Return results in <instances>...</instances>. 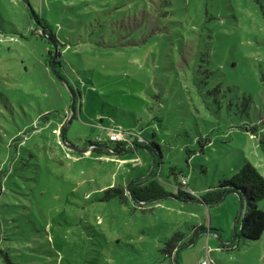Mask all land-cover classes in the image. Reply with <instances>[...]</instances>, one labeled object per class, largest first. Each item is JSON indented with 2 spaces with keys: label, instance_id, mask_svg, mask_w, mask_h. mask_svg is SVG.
I'll list each match as a JSON object with an SVG mask.
<instances>
[{
  "label": "rangeland",
  "instance_id": "rangeland-1",
  "mask_svg": "<svg viewBox=\"0 0 264 264\" xmlns=\"http://www.w3.org/2000/svg\"><path fill=\"white\" fill-rule=\"evenodd\" d=\"M100 123L161 154L88 144ZM153 159L169 195L103 199ZM246 159L264 175V0H0V264H264V231L231 242L236 194L173 195V170L199 194Z\"/></svg>",
  "mask_w": 264,
  "mask_h": 264
},
{
  "label": "trees",
  "instance_id": "trees-1",
  "mask_svg": "<svg viewBox=\"0 0 264 264\" xmlns=\"http://www.w3.org/2000/svg\"><path fill=\"white\" fill-rule=\"evenodd\" d=\"M34 18L37 21L38 24H41V19L38 17L36 13H34ZM152 36L159 38L164 37L165 33L164 31L158 30L153 31ZM47 35L50 37L53 42L57 45V41L53 38L51 33H46L44 27L41 28L40 35ZM158 34V35H157ZM156 42L155 39L152 40V42L144 45V47H147L145 50L142 47L141 49L144 50V54L147 57L148 54L153 51L154 45L153 43ZM138 50V49H137ZM140 50L139 52H141ZM147 51V52H146ZM52 50L49 49L47 52V60L48 62H51L52 58ZM57 62V60L55 61ZM59 62V60H58ZM50 64V63H49ZM52 69L54 68V65H51ZM74 99L73 106L75 107V103L77 102V107L80 110L81 104H82V98L80 95H78L77 100L74 98V92L73 88L69 86ZM156 96V95H154ZM75 115V109L73 110V114L71 119ZM154 115L151 117L153 118ZM101 120V119H100ZM119 127L124 131V137L122 139L118 140H111L107 136V129L109 127ZM99 127L104 131L105 136L102 137L100 135H96L93 141H88V144H97L105 149H109L110 151L116 152V153H122L124 151H130V149L134 147H140V148H148L153 154L155 151H158L159 154H161L160 150V143L156 142L157 140H152L150 142H147V139L142 135V131L139 129H133L130 127H124L121 124L117 123H110L108 125H102L99 124ZM247 131H250V133L254 134L256 131L255 126L253 127H246ZM152 135H156V132H152ZM142 137V139H139ZM99 138V140H98ZM65 140L68 142L66 136ZM198 142H200V150L202 151L204 149V146L209 143V137H204L202 139L199 137ZM188 152V156H190V150L186 149ZM131 152V151H130ZM150 166V165H149ZM159 167L158 161H155L153 159L152 167L149 168L147 173L149 174L146 177L137 179L135 181H132L129 185V189L127 191L126 186L123 188H117V187H111L107 191H105V195L103 196V199H108L114 195L120 194L124 195L125 199L128 197L136 202H145L150 201L156 198L164 197L166 195H169V191L166 189L164 183L160 179V171H157ZM175 175L176 181H177V189L175 194H173L176 198L182 200V201H188L193 200L197 201L199 203H204L206 205H213L220 203L225 195L227 193H234L238 197V209H239V200L241 202V210L240 214L238 216V209L237 214H234V221L237 219L236 223L233 222V239L232 243L234 244V240H236L239 237L247 238V239H258L262 235V232L264 231V210L261 209L258 205L259 201L264 198V175L258 170V168L254 165L253 162L246 159L241 167H239L234 173H232L229 177L223 178L219 180V182L215 185L209 186L204 189L202 193H197L194 189L188 186V181L186 180V183L183 184L181 182V179L186 176L182 174L181 172L178 173L177 171H172ZM146 173V174H147ZM179 176V177H178ZM136 178V177H135ZM245 211V213H244ZM192 229L197 232L200 229H205L203 225H193ZM209 229H214L213 227L209 226ZM216 229V228H215ZM214 234H217L216 231H213ZM173 243L174 247H179V245L173 240H169L166 242V246L168 250H170V246ZM222 244L215 246L221 247ZM178 255V250L174 256V259ZM211 264L212 261L210 260Z\"/></svg>",
  "mask_w": 264,
  "mask_h": 264
},
{
  "label": "built area",
  "instance_id": "built-area-1",
  "mask_svg": "<svg viewBox=\"0 0 264 264\" xmlns=\"http://www.w3.org/2000/svg\"><path fill=\"white\" fill-rule=\"evenodd\" d=\"M107 136L111 139V140H118V139H122L124 137V131L119 128V127H115V126H112V127H109L107 129ZM99 140V138H98ZM181 182L183 184L186 183V178H182L181 179ZM200 264H211L210 260L209 259H202L200 260Z\"/></svg>",
  "mask_w": 264,
  "mask_h": 264
},
{
  "label": "water",
  "instance_id": "water-1",
  "mask_svg": "<svg viewBox=\"0 0 264 264\" xmlns=\"http://www.w3.org/2000/svg\"><path fill=\"white\" fill-rule=\"evenodd\" d=\"M71 97H72V98H71L70 109H71L72 112H73L74 99H73V94H72V93H71ZM72 112H71V114H70V116H69V118H68L66 124L70 122V119H71V117H72ZM63 132H64V131H63ZM62 140L65 141V142H67V141L65 140V136H64V135H62ZM68 147H72V146H71V145H68ZM72 148L75 149V150H85L84 148H81V147H77V148H76V146H75V147H72ZM149 172H150V171H149ZM149 172H148L145 176H143V177H146V176L149 174ZM140 178H142V177H136V178H132V179H130V180L127 182V185H126V189H127V191H128V189H129V185H130V183H131L132 181H135V180L140 179ZM240 210H241V202H240V200H239L238 216H239V214H240ZM236 221H237V219L234 221V224L236 223ZM177 250H178V249H177ZM176 252H177V251H176ZM176 252H175V254H176ZM176 264H178V263L176 262Z\"/></svg>",
  "mask_w": 264,
  "mask_h": 264
}]
</instances>
